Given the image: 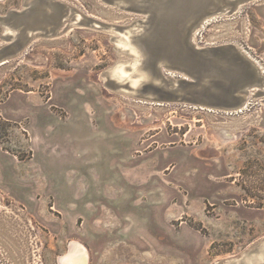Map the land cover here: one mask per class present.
I'll use <instances>...</instances> for the list:
<instances>
[{
  "label": "rangeland",
  "instance_id": "rangeland-1",
  "mask_svg": "<svg viewBox=\"0 0 264 264\" xmlns=\"http://www.w3.org/2000/svg\"><path fill=\"white\" fill-rule=\"evenodd\" d=\"M57 1L77 23L55 42L36 31L0 66V264H62L73 241L85 264L241 258L264 237V84L232 115L159 104L134 91L145 71L124 39L148 13ZM25 6L0 0L1 46L15 32L8 14ZM195 43H234L264 73V0L209 21ZM119 67L131 74L122 83Z\"/></svg>",
  "mask_w": 264,
  "mask_h": 264
},
{
  "label": "water",
  "instance_id": "water-1",
  "mask_svg": "<svg viewBox=\"0 0 264 264\" xmlns=\"http://www.w3.org/2000/svg\"><path fill=\"white\" fill-rule=\"evenodd\" d=\"M100 1L113 8L128 2L131 8L148 13L146 23L129 30L128 40L124 38L133 43V55L145 71L143 80L134 86L135 92L155 93L161 99L156 100L159 104L184 99L207 112L232 115L243 111L250 103V93L264 84L263 71L238 45L195 43L209 21L236 13L257 0ZM25 4L24 9L12 10L6 18L15 32L2 35L9 42L0 45V66L21 53L36 31L46 41L55 42L56 35L77 23L78 15L81 16L71 8L65 10V3L57 0H25ZM85 21L92 27H112L109 31L113 37H123L115 33H123L119 26H109L92 17H85ZM116 48L120 49L117 45ZM108 80L113 87L127 86L115 78ZM255 120L264 128V111ZM224 264H264V237L241 258L225 259Z\"/></svg>",
  "mask_w": 264,
  "mask_h": 264
},
{
  "label": "bare ground",
  "instance_id": "bare-ground-1",
  "mask_svg": "<svg viewBox=\"0 0 264 264\" xmlns=\"http://www.w3.org/2000/svg\"><path fill=\"white\" fill-rule=\"evenodd\" d=\"M122 36V35H121ZM127 36V35H126ZM127 39V37H124ZM128 40V39H127ZM130 43V42H129ZM124 45V44H123ZM122 46V45H120ZM130 46V45H129ZM127 47V46H126ZM123 49V48H122ZM133 52V49L131 50ZM138 64V60L135 59V62L133 63V69H136V66ZM139 67V66H138ZM124 67H119L118 69L114 70L113 71V75H111V77H116L117 79H119V81H121L122 83V80L128 78V76H130L131 74H124V71H123ZM112 71V70H111ZM135 71V70H134ZM144 76V75H143ZM138 81L139 80H135L132 82V85L133 86H136L138 84ZM131 85V86H132ZM132 86V87H133ZM134 89V88H132ZM86 259H87V254H86V251L85 249L83 248V246L81 244H79L78 242H75L73 241L71 244H70V249H69V252L67 254H64L62 256L59 257V261L62 263V264H85L86 262ZM248 261H251V258L248 257L247 258Z\"/></svg>",
  "mask_w": 264,
  "mask_h": 264
}]
</instances>
